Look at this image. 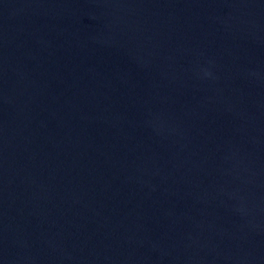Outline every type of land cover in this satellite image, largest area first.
Wrapping results in <instances>:
<instances>
[{"label": "water", "instance_id": "1", "mask_svg": "<svg viewBox=\"0 0 264 264\" xmlns=\"http://www.w3.org/2000/svg\"><path fill=\"white\" fill-rule=\"evenodd\" d=\"M0 264H264V0H0Z\"/></svg>", "mask_w": 264, "mask_h": 264}]
</instances>
